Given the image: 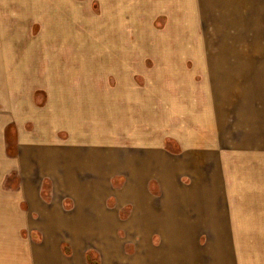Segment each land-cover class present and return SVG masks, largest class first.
Returning <instances> with one entry per match:
<instances>
[{
  "label": "crops",
  "instance_id": "0c3cea01",
  "mask_svg": "<svg viewBox=\"0 0 264 264\" xmlns=\"http://www.w3.org/2000/svg\"><path fill=\"white\" fill-rule=\"evenodd\" d=\"M149 2L131 28L159 19L160 70H83L81 55L53 70L51 53L16 65L0 53V91L18 87L0 109V264H89L87 251L98 264H264L258 245L238 241L264 238V199L237 177L264 159V96L236 103L232 119L231 97L215 100L173 65L179 30L204 15L211 29L248 15L264 29V0Z\"/></svg>",
  "mask_w": 264,
  "mask_h": 264
},
{
  "label": "rangeland",
  "instance_id": "374dc122",
  "mask_svg": "<svg viewBox=\"0 0 264 264\" xmlns=\"http://www.w3.org/2000/svg\"><path fill=\"white\" fill-rule=\"evenodd\" d=\"M56 1L60 0H0V53L2 52L5 61L16 65L22 55L32 50L38 57L48 53L58 57L57 61H48V65L55 64L53 70L64 69L75 59V55H81L83 70L103 69L104 72L115 73L116 70L121 71L123 65L124 69H135L142 73L150 72L157 66L159 70L161 66L166 67V51H163L165 47L160 46V37L165 31L158 28L159 19L152 21L153 24L149 23L150 20L147 22V19L146 22L136 20V29L131 28V11L135 12L133 15L136 18L140 12L145 11V6H151L150 0H118L121 14L117 13L118 9L116 11L106 5L102 6L101 3L105 0ZM116 1L114 0V4H117ZM124 9L128 10L123 12ZM204 18L201 19V24L198 23L200 28L179 30V47L173 46V54L178 53V60L173 65L179 66V73L187 71L192 76L195 72L196 81H203L207 92L213 91L215 100L218 94H221L222 100L223 94L226 99L231 97L232 103H235L230 109L231 118L234 119L235 114L244 110H240L236 103H255L257 97L259 100L264 96V93L256 94V89L264 92V29L257 28L262 24L255 21V15H248V20L236 23L242 27L237 29L207 28L212 24L207 23ZM103 24L113 25L114 28H97V25L99 27ZM42 26L48 27L44 34L45 42L32 46L43 29ZM102 39H105L104 45ZM11 82L14 83L15 80ZM13 87H2L0 99L3 102H0V109L5 101L10 105L14 104L18 87L14 84ZM198 97V102L204 105L206 96ZM168 144L170 145L167 141ZM249 160L254 163L249 161L250 165L241 167L237 177H242L255 187L254 197L264 199V159ZM126 211L124 209L122 215ZM254 223L247 224L251 226ZM259 224H264V221ZM158 241V238H153L154 244ZM238 241L242 247L246 244L258 245V256L264 257V238Z\"/></svg>",
  "mask_w": 264,
  "mask_h": 264
},
{
  "label": "trees",
  "instance_id": "16d2710c",
  "mask_svg": "<svg viewBox=\"0 0 264 264\" xmlns=\"http://www.w3.org/2000/svg\"><path fill=\"white\" fill-rule=\"evenodd\" d=\"M64 247H66L65 244ZM85 257L89 264H98V259L94 251H87Z\"/></svg>",
  "mask_w": 264,
  "mask_h": 264
}]
</instances>
